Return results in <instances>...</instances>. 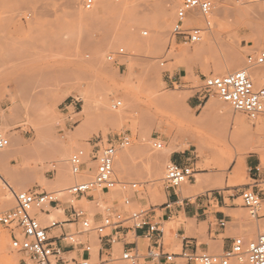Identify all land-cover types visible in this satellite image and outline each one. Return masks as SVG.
Segmentation results:
<instances>
[{
  "label": "rangeland",
  "instance_id": "1",
  "mask_svg": "<svg viewBox=\"0 0 264 264\" xmlns=\"http://www.w3.org/2000/svg\"><path fill=\"white\" fill-rule=\"evenodd\" d=\"M75 1L77 3L73 6L72 0H6L9 16L0 27V127L6 137V146L3 148L9 155L5 162L12 177L0 176L5 177L10 186L3 180L0 184V213L15 206L14 191H57L84 178L71 176L62 186L53 187L58 177L55 159L60 150L68 152V157L77 149H84L93 156L99 148L117 141L125 134L131 137V144L118 152L116 176L124 181H140L143 185L139 191L124 190L117 186L115 196H112V189L99 188L90 192L96 198H76L74 204L88 211L90 218L94 219L95 216L98 221L107 212H130L144 207L153 209L156 220H160L161 208L167 201V197L164 200L162 194L165 192L167 196L168 190L163 178L169 159L160 157L158 165L162 174L151 177L146 157L148 151L158 155L164 147H174L177 150L172 153L180 152L189 157L187 162L195 168V173L224 174L226 182L222 187L210 188L199 194L214 195L221 191L230 194L232 199L236 198L234 203L239 209L233 214L234 221L228 224V234L235 238L241 237L246 243L255 239L264 217L256 219L250 215L240 191L247 187L259 192L263 199L260 214L264 215V163L260 154L250 149H239L226 170H217L213 156L203 148L201 139L211 135L214 127L219 126L234 143L239 127L238 119L244 120L246 126L254 132L264 130V127L259 126L258 120H251L247 115L235 112L215 92L202 93L201 100H198L197 88L193 87L200 85L205 76L214 74V63L223 54L227 58L234 50L239 54V66L232 70L235 71L245 66L248 54H256L264 49L256 38L264 35V0H212L216 6L211 24L215 39L212 46L201 55L193 54L200 44L171 38L175 14L182 0H175L174 3L165 0H94L92 9L84 7V0ZM80 11L95 16L79 21L77 13ZM163 12L170 15L169 26L164 28L166 31L161 25ZM145 15L149 16V20L140 22L139 18ZM196 22L203 25L201 16ZM127 29L138 42L137 47L119 39L120 34ZM144 31L148 33L145 35ZM119 47H124L126 51L120 63L108 61V53ZM100 49L104 64L101 70L90 66L92 58ZM182 52L187 54L186 58L182 54L176 56V53ZM162 61L165 63L162 64ZM87 94L107 100L109 110L113 113L124 112L125 118L121 122L108 121L103 118L102 110L96 107L87 115L82 111L85 105L83 98ZM129 94L138 100L140 111H135L128 103ZM166 95L187 98L189 106H182V112L191 119L192 124L184 118H177L176 109L158 99ZM115 100L123 102L117 110L111 108ZM192 100H198V105L193 106ZM212 102L223 106L213 105ZM208 107L211 108L210 122L200 124L198 121L202 120ZM143 110L148 113H141ZM147 116L156 119L150 121ZM13 137L18 138L23 145L38 139L43 144L37 155L14 153L11 142ZM153 137L163 141V149L157 150L152 146ZM124 153L129 156V164L139 168L138 175L130 176L121 172L118 159ZM38 155L44 159L41 160ZM19 158L29 162L30 166L20 165ZM241 160L244 161L241 176L235 186H228L231 171L239 166ZM67 165L70 168L69 161ZM140 166L144 168L140 169ZM195 179L196 176L183 184L180 190L194 185ZM151 187L159 189L157 198L149 194ZM99 190L106 193L103 198L97 192ZM60 197L66 202L71 201L65 192ZM126 199H131V203L127 205ZM61 207L50 208L51 213H56V209ZM45 216L48 215L43 214V220L50 219V216ZM165 224L167 250L181 252V246L176 248L180 242L176 237L178 225L173 226L170 222ZM75 226L72 225L74 229ZM9 234V228L0 223V264H23V254L11 247ZM130 235L133 239L134 233ZM87 238V235L83 236L84 240ZM89 238L92 244L91 263L94 264L95 247L98 244L101 248L102 245L97 232H93ZM145 243L147 247L149 240L145 239ZM122 250V244L118 243L114 245L112 256L99 252V264H130L120 259ZM210 252L222 251L210 249ZM238 261L244 260H236L235 263Z\"/></svg>",
  "mask_w": 264,
  "mask_h": 264
},
{
  "label": "built area",
  "instance_id": "2",
  "mask_svg": "<svg viewBox=\"0 0 264 264\" xmlns=\"http://www.w3.org/2000/svg\"><path fill=\"white\" fill-rule=\"evenodd\" d=\"M94 0H84V7L92 9ZM212 0H182L176 14L171 38H178L190 42H201L211 28L212 16L215 10ZM203 19V25L195 21L197 16ZM148 31H144L146 35ZM126 54L124 47H119L108 53L107 59L113 63ZM165 61H162L164 64ZM264 66V49L256 54H248L245 66L223 75L212 74L205 76L203 82L193 88H197L196 96L201 100V94L215 92L219 98L228 102L235 112H241L251 120L263 118L264 120V84L256 85L252 73ZM123 105L122 100H115L111 108L119 109ZM152 146L161 150L164 147L159 137H153ZM131 144L129 135H121L117 141L99 148L95 155L87 154L84 149H77L69 156V165L74 177L82 175L85 169L92 172L88 178L76 180L73 184L63 190L71 201L66 202L60 197L63 192L59 191H36L22 190L14 191L16 204L14 207L0 213V223L10 230L11 247L23 254V264H93L92 244L89 236L93 232L99 234V240L108 248L115 244H122V232L125 229H144V237L149 240L145 250L137 243L128 242L122 244L120 259L130 264H141L145 259L165 262H173L176 252H170L166 248L164 228L156 220L154 210L151 208H139L130 212L115 210L107 212L96 221L90 218V213L81 206L74 204V200L80 196H92L91 191L96 189L111 190L117 186L124 190L133 189L139 191L143 182L124 181L116 176L115 162L121 148ZM6 146V137L0 127V149ZM90 160H94V164ZM259 170V167H255ZM195 177V168L187 163L180 164L169 160L165 166L164 183L166 189H179L186 182ZM243 204L249 209L253 218L264 217L260 214L262 208V196L254 189L244 187L240 191ZM126 199L125 203H131ZM69 203V204H68ZM67 208L68 217L64 219L43 220V214L50 215V208ZM65 206V207H64ZM71 225L65 230V225ZM76 225L75 229L72 225ZM222 226L225 220H220ZM87 235V239L83 236ZM68 249L82 250L85 254L80 257L69 256ZM100 252V250H99ZM110 256L112 252L108 253ZM179 255L188 261L199 264H234V259L246 260V264H264V220L259 227L255 239L245 242L241 237L234 238L231 248L220 253L210 251H190L182 249Z\"/></svg>",
  "mask_w": 264,
  "mask_h": 264
},
{
  "label": "bare ground",
  "instance_id": "3",
  "mask_svg": "<svg viewBox=\"0 0 264 264\" xmlns=\"http://www.w3.org/2000/svg\"><path fill=\"white\" fill-rule=\"evenodd\" d=\"M165 1L170 2V3L175 2V0H165ZM76 3L77 2L75 0H72L73 6H75ZM8 12H9V8L7 6L6 0H0V27L8 19V16H9ZM94 16L95 15L93 13H86V12H82V11L77 13V18L79 21H81L85 18L92 19V18H94ZM169 17H170L169 14L163 12V17L161 19V25H162V27H163L162 29L164 31H166L164 28H167L169 26V23H168ZM194 19H195V21H198L199 15L197 17H195ZM148 20H149L148 15L141 16L139 18L140 22H144V21H148ZM263 25H264V22H263ZM256 38L258 40L259 45L264 46V35L262 37L259 36ZM119 39L125 41L126 43H128L132 47H137L139 45L138 42L135 40L133 34L128 29L120 34ZM214 39H215V34H214V31H213L212 25H211V28L209 29L208 34L204 37V39L201 42L198 43V44H200V47H198L194 51L193 54L194 55H201V53H203L206 49H208L212 46ZM225 44H223V45H225ZM183 53L184 52L176 53V56L180 57V55L182 54L184 56V58H186L187 54L184 53L185 54L184 55ZM101 55H102V50L100 49L98 51V53H96V55L92 58V60L90 62V66L92 68L100 69V70L102 68H104V64H103V61L101 59ZM222 57H224L225 59H221ZM151 59L153 60V58H151ZM151 59H150V61H152ZM150 63L151 62H149V64ZM239 63H240V56L236 52V50H234L229 55L228 58L226 57L225 54H223L220 57L219 61L214 63V68H213L214 74H217V75L227 74V73L231 72L234 68H237L239 66ZM252 76L254 77L256 85H263L262 82L264 83V66L262 68H259L258 70H256L254 73H252ZM83 99H85V105H84V108L82 111L85 112L87 115H90L92 112V109L94 107H96V109L102 110L103 118L108 120V121L121 122L126 116V114L124 112H118V113L111 112L109 110V107H108V101L103 99V98L97 99V98H93L92 96L87 94ZM158 99L160 101H162V103H164L165 105L169 104L172 108L176 109L175 113H176L177 118H184L185 120L188 121V123H191V121H190L191 119L188 116L184 115V113L182 112V106H186V107L189 106V104H187V102H186L187 98L179 99L173 95H171V96L166 95V96H159ZM127 101L130 105H132V107L135 111H140L141 107H139V102L132 94L128 95ZM94 102H96L95 105L93 104ZM212 104L217 105V106H223L221 103H218V102H215V103L212 102ZM210 109H211L210 107L206 108L204 114L202 115V120L200 119V121H198L200 124L205 125V124L210 122V112H211ZM146 112H147L146 110H143L141 113L145 114ZM155 119L156 118H154L153 116H147V120L155 121ZM257 120L259 122V123L257 122L259 124V126L264 127L263 118H259ZM238 125H239V127L237 129V134H236L234 143L228 139V135L226 134V132L223 129L218 128L219 126L214 127V131L211 135H207L205 137H202V139H201V145L203 146V148L206 151L210 152L211 155L213 156V160L215 162L214 166L216 167L217 170H226L230 166V164L234 161L235 156H236V152H238L239 149L242 151H246V150L250 149L252 151L259 153L262 160H263V163H264V141H262V138H264V130L259 129L258 132H254V131H252V129L249 126H246L244 120H242V119H238ZM203 134H205V133H203ZM199 135L201 136V134H199ZM148 137H150V135H148ZM11 142H12V147H14V149H13L14 153L27 152V153L36 154V155H37V153H39V150L43 144L42 140L38 139L33 143H28L26 145H23L18 140V138H15V137L11 138ZM176 150L177 149L174 147L173 148L164 147L162 153H160L158 155L154 154L153 152L148 151L146 159H147V162L149 164V168H148L149 169L148 170L149 176H151V177L152 176H155V177L160 176L162 174V170H161V167L158 165L159 158L164 157L165 159L166 158L170 159V154ZM55 152H57V151H55ZM8 155H9L8 151H5L4 148L0 149V176H1V174H3L6 178H11L12 175L9 172V170L7 169L8 166L5 162L6 159L8 158ZM68 155H69L68 152H64L63 150H60L56 154L55 161L58 164V177H57L56 184L53 187L62 186L64 181H66V180L68 181V179L71 178V176H73L71 174L69 166L67 165L68 159H69ZM38 156L41 157L40 155H38ZM43 159L44 158L41 157V160H43ZM88 159H89V157H88ZM19 160L21 161L20 165H23L26 167L30 166L29 162L26 163V161L24 159L22 160L21 158H19ZM118 161H119V164L122 168V171H121L122 173L124 172L126 175H130V176L138 175L137 172H138L139 168H135L134 167L135 165H133V167H132L129 164V156L127 153L122 154V156H120ZM90 162L93 164L95 163L93 160L92 161L90 160ZM238 163H239V165H243L244 161L241 160ZM136 167H139V166H136ZM143 168H144L143 166H140V169H143ZM91 175H92V172L88 169H85L83 171L82 175H80L78 177L88 178ZM195 176H196V179H195L196 183L194 185L189 186V188L183 187L181 189L184 196H190V195H193L195 193H199L201 191H205V190L210 189V188L222 187L226 182L224 179V174H218L217 173L215 175H204V173L196 172ZM5 177H0L1 178L0 184H2L3 182L8 184ZM137 177L140 178V176H137ZM2 180H3V182H2ZM8 186H9V184H8ZM63 189L64 188H60L57 191L61 192V191H63ZM100 190L97 192H100ZM111 191H112V196L117 195L115 188L112 189ZM158 192H160V191L156 187L155 188L154 187L149 188V194L155 198H157L156 196H158ZM100 194H101L102 198L104 195H106V193L102 192V191L100 192ZM162 195H163V199L165 200L167 197L166 193L163 192ZM101 200L103 201V199H101ZM56 210H57L56 213H53V214L51 213L50 215H48V216H50V219H52L53 217H59L58 214H60V213L62 214L64 211L63 207L57 208ZM48 216H45V217L47 218ZM54 219H56V218H54ZM168 222H170V224H172L173 226H175V225L179 226V224H180V221L177 219H171ZM99 249L100 248L97 244L95 247V250H94V257H95L94 258V264H99V261H98L99 260ZM236 260H244V261H238L235 263ZM106 264H114V263H106ZM234 264H246V260L244 258L234 259Z\"/></svg>",
  "mask_w": 264,
  "mask_h": 264
},
{
  "label": "crops",
  "instance_id": "4",
  "mask_svg": "<svg viewBox=\"0 0 264 264\" xmlns=\"http://www.w3.org/2000/svg\"><path fill=\"white\" fill-rule=\"evenodd\" d=\"M192 105L197 106L198 100H192ZM169 160L176 161L180 164H187L189 157H185L180 152H174L170 155ZM250 164L252 166L255 165L253 161H250ZM241 166L239 165L231 171L228 179L229 182L227 183L228 186H235L236 181L239 180ZM167 190V201L166 205L161 208L162 216L159 223L164 228L165 223L171 219L175 218L180 221L176 229V237L180 242L176 244V248L181 246L183 250L210 251V249H215L222 252L231 248L235 237L228 234V224L234 221L233 214L239 209L234 203L236 198L232 199L230 194H223L221 191L214 193V195L195 193L190 196H184L180 188ZM68 215V209L64 208L63 213L59 215V219L62 220L64 217H68ZM220 220H225L226 225L222 226ZM70 226L69 224L65 225V230ZM131 233H134L133 239H131ZM144 233L145 230L140 228L125 229L121 234V243L135 242L142 250H145L147 247ZM113 248H108L102 243L100 254H108L112 252ZM176 253L177 255L171 263L165 262L164 258H161L159 262L145 259L143 264H197L195 261L186 260L183 256L179 255L180 252ZM67 254L69 256L80 257L85 253L82 250L68 249ZM183 260L185 261L183 262Z\"/></svg>",
  "mask_w": 264,
  "mask_h": 264
}]
</instances>
